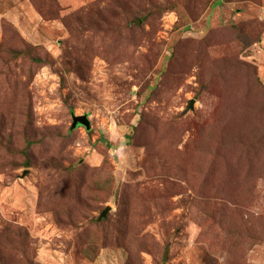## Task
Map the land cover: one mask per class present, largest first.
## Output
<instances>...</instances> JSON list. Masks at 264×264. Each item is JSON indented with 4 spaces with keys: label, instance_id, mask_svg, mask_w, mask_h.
<instances>
[{
    "label": "rangeland",
    "instance_id": "1",
    "mask_svg": "<svg viewBox=\"0 0 264 264\" xmlns=\"http://www.w3.org/2000/svg\"><path fill=\"white\" fill-rule=\"evenodd\" d=\"M0 264H264V0H0Z\"/></svg>",
    "mask_w": 264,
    "mask_h": 264
},
{
    "label": "water",
    "instance_id": "2",
    "mask_svg": "<svg viewBox=\"0 0 264 264\" xmlns=\"http://www.w3.org/2000/svg\"><path fill=\"white\" fill-rule=\"evenodd\" d=\"M192 106H193V100H190L187 109L192 108ZM71 118H72V122H71V125H70V129H74L77 125L84 126L86 130H88L90 128V121H89V118H88V116L86 114H83V115L72 114ZM109 210H110V207L106 206L100 212L98 218L104 217L109 212Z\"/></svg>",
    "mask_w": 264,
    "mask_h": 264
},
{
    "label": "trees",
    "instance_id": "3",
    "mask_svg": "<svg viewBox=\"0 0 264 264\" xmlns=\"http://www.w3.org/2000/svg\"><path fill=\"white\" fill-rule=\"evenodd\" d=\"M142 20V18H140ZM35 61V60H34ZM40 61V60H37V62Z\"/></svg>",
    "mask_w": 264,
    "mask_h": 264
}]
</instances>
